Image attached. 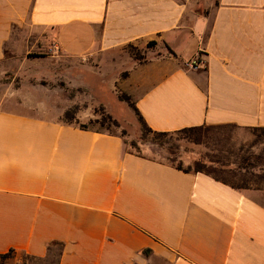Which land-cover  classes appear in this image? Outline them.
Masks as SVG:
<instances>
[{
    "label": "crops",
    "instance_id": "obj_1",
    "mask_svg": "<svg viewBox=\"0 0 264 264\" xmlns=\"http://www.w3.org/2000/svg\"><path fill=\"white\" fill-rule=\"evenodd\" d=\"M19 34L86 60L143 46L124 84L153 131L264 127V0H0V61ZM54 246L57 264H264V190L0 109V255Z\"/></svg>",
    "mask_w": 264,
    "mask_h": 264
},
{
    "label": "rangeland",
    "instance_id": "obj_2",
    "mask_svg": "<svg viewBox=\"0 0 264 264\" xmlns=\"http://www.w3.org/2000/svg\"><path fill=\"white\" fill-rule=\"evenodd\" d=\"M18 36L13 48L0 61L1 110L63 123H67L64 112L74 111L72 124L88 125L119 135L125 149L167 163L180 164L184 168L193 167L196 161L209 164L220 144L224 149L240 144L247 149L255 140L253 131L242 127L208 129L206 136L198 141L186 132L155 137L146 131L133 107L122 98V95H128L133 102L124 80L132 64L130 59L139 62L145 56L146 49L140 44L127 45L123 53L115 51L110 57L104 55L97 61L64 56L51 49L52 42L37 45L32 41H23L30 35ZM160 50L167 53L165 47ZM102 114L110 115L117 125L106 122L101 126L96 121ZM217 136L221 142L217 143ZM263 148L264 142H257L251 151L260 153ZM252 171L264 174V161L257 163ZM260 184L264 186V180ZM52 251L53 254L47 258L8 251L0 255V264H57L58 247L54 246Z\"/></svg>",
    "mask_w": 264,
    "mask_h": 264
},
{
    "label": "trees",
    "instance_id": "obj_3",
    "mask_svg": "<svg viewBox=\"0 0 264 264\" xmlns=\"http://www.w3.org/2000/svg\"><path fill=\"white\" fill-rule=\"evenodd\" d=\"M154 42H148L147 45L150 46ZM138 58V57H137ZM123 100H125L129 105L133 107L136 114L138 115L139 120L143 124V127L146 131L152 133L156 136H166L170 133L175 132H186L189 137H192L195 141H198L200 138L206 136L205 132L208 129H216V128H224V127H237L234 124H225V125H199V126H191L185 127L179 130L171 131V132H163V131H153L151 130L144 122L142 117L139 115V112L134 107V103L130 101V97L128 95H122ZM76 109V108H75ZM74 109V110H75ZM74 112V111H73ZM71 111H65L63 117L67 123H71L75 120L74 113ZM91 122V121H90ZM100 125H104V123L109 122L111 124L117 125V122L111 118L110 115H101L99 119ZM81 129H90L99 132H105L100 129H95L89 127L88 125H79ZM253 131V135L255 134V140L253 143L249 145L247 149H245V145L240 144L239 146H233L232 149H224L223 145L220 144L221 147L217 149V152L214 153L209 159V164H205L201 161H196L194 166L182 167L180 164H173L176 169L183 170L185 172H202L210 175L217 181H220L224 184H227L233 188L237 189H264L260 183L264 180L263 173H255L252 171V168L256 167L257 163L264 161V148L261 149V152L255 153L251 151L257 142H264V127H252L250 128ZM217 143L221 142V138L217 136ZM9 251H13L12 249ZM145 254L150 252L149 249H143Z\"/></svg>",
    "mask_w": 264,
    "mask_h": 264
},
{
    "label": "built area",
    "instance_id": "obj_4",
    "mask_svg": "<svg viewBox=\"0 0 264 264\" xmlns=\"http://www.w3.org/2000/svg\"><path fill=\"white\" fill-rule=\"evenodd\" d=\"M196 64H197L196 61H192V62L190 63L191 66H194V65H196Z\"/></svg>",
    "mask_w": 264,
    "mask_h": 264
}]
</instances>
